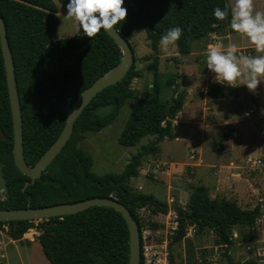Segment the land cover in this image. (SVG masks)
I'll use <instances>...</instances> for the list:
<instances>
[{"label":"trees","instance_id":"16d2710c","mask_svg":"<svg viewBox=\"0 0 264 264\" xmlns=\"http://www.w3.org/2000/svg\"><path fill=\"white\" fill-rule=\"evenodd\" d=\"M231 6L228 0H124L127 9L117 30L131 41L134 31L144 30L151 50L159 52V39L169 28L179 26L181 36L175 42L178 53H192L194 42L207 40L229 26L230 16L223 21L212 15L215 7ZM7 38L14 59L18 94L23 118L24 155L33 166L62 132L67 113L74 101L100 76L122 60V52L102 29L89 38L77 29L68 39L53 41L60 26L58 7L53 0H0ZM134 51V50H133ZM152 73L148 93L138 98L131 82L138 76L135 62L127 76L118 84L100 92L74 124L73 134L57 158L46 168L35 184L24 189L30 179L22 174L13 159V124L8 96L4 59L0 44V167L6 198L2 209H24L75 203L92 198H115L141 223L137 212H167L169 205L152 195L137 192L130 181L139 175V167L151 155L159 153V143L172 140L173 121L186 100L185 91H177L180 74H162L156 62L148 66ZM165 89H174L173 97L163 96ZM211 91V92H210ZM219 89L211 87L210 95ZM137 100L118 139L121 146L136 147L144 138L156 140L131 158L120 174L97 175L93 158L81 147L87 133H98L111 125L125 103ZM113 105L106 117L95 110ZM179 213L180 231L175 241L185 234L187 224L196 225L199 233L213 231L216 243H229L237 227L247 228L253 235L262 216L261 207L244 210L227 199H212L203 186L189 196L185 210ZM8 228L13 241H21L35 227L34 222L0 223ZM38 242L50 264H129L130 235L123 216L112 208L91 207L75 215L51 218L39 224ZM240 264H255L242 262Z\"/></svg>","mask_w":264,"mask_h":264},{"label":"rangeland","instance_id":"374dc122","mask_svg":"<svg viewBox=\"0 0 264 264\" xmlns=\"http://www.w3.org/2000/svg\"><path fill=\"white\" fill-rule=\"evenodd\" d=\"M57 7H58V16L60 18V26L57 28V31L52 37L53 41H58L61 39H68L75 35L78 29V23L71 17H65L66 14V7L65 5L68 3V0H53ZM230 6L233 5L234 0H228ZM260 11L264 13V0H253V12ZM231 29V28H230ZM232 30V29H231ZM233 31V30H232ZM234 32V31H233ZM221 39V38H220ZM224 38L222 37V40ZM225 40V39H224ZM217 41V40H215ZM214 42V38L209 37L207 40H201L193 43L192 46V53L186 56H182L178 53L176 43L174 45L169 46V50L164 52L161 50L159 46V52L155 54L150 47V42L147 40L146 33L144 30H137L134 31V35L130 44L134 50L135 55V68L138 72V76L134 77L131 82V88L133 90H137L138 98L142 97L143 93H148L149 88L151 87L152 82V73L148 70V66L156 62L159 71L164 74H180L183 75L184 78L179 79V88L177 91H185L188 103L186 111H185V120H190L191 123L196 124L199 122L201 114V103L197 102V99L204 98L205 91L207 89V85L214 78V73H211L206 68V51L208 49L207 45ZM230 42L236 46H243V45H253L251 44L246 36L242 34H238L234 36ZM220 50H224V47H220ZM238 49V48H237ZM241 52H246L249 54L247 50L240 49ZM213 77V78H212ZM192 89L191 91H188ZM174 89L168 90L165 89L163 91V96L165 99L170 100L173 97ZM190 94V95H189ZM199 101V100H198ZM137 100H129L125 103V106L121 110V113L116 117L115 121L109 125L108 127L104 128L102 131L98 133H87L83 138L82 142H80L79 147H81L86 153L91 155L93 158V172L97 175H105V174H120L124 171L126 166L131 161V158L136 155L142 146L149 145L153 143L156 138L155 137H146L144 138L136 147L126 148L119 144L118 139L124 129L126 122L128 121L131 113L134 110L135 104ZM196 104L195 106H193ZM210 106V103L207 104ZM242 108L237 109V115L242 117ZM241 114V115H240ZM236 115V117H237ZM255 118V117H254ZM209 117L203 115L202 121L204 123L208 121ZM264 121H252L248 122L246 128L249 129L250 132L253 134L254 140L257 141L258 147L256 152L252 151V146L250 143V138L247 140L245 139V146L241 149L237 147L233 153L235 158H241L244 154H251L254 158L258 157V154H264ZM223 134L227 131H230L231 126L225 125L222 127ZM202 130V129H201ZM205 130V129H204ZM234 130V129H233ZM184 132L185 139L179 140L177 143H170L165 141V143L160 144V147L163 149V155L171 158H181L182 160L188 159L187 151L189 148L197 147L199 144V138L196 133H192L187 129H177V132ZM207 132V130H206ZM208 134V132H207ZM220 141V140H219ZM217 142V140H216ZM255 144V143H254ZM155 156L147 157L148 163L147 165L142 167L147 169L153 162L160 163V158ZM245 160H241L237 165L244 167ZM154 165V164H153ZM247 166V165H246ZM240 171L243 175L242 180L245 178V170L241 168ZM186 178L187 181L193 178V174L189 169L186 170ZM255 175V174H254ZM159 176V175H158ZM264 176V175H263ZM146 178V181L141 180V178L134 179L132 182L135 181L137 186H142L144 191L142 194L152 193L155 196L164 198L165 197V189L159 185H155L152 181ZM161 178V177H160ZM159 178V179H160ZM264 178V177H263ZM154 179V178H153ZM155 180V179H154ZM153 180V181H154ZM155 182L160 183V181L155 180ZM243 186L246 185L245 181L241 182ZM239 184V185H240ZM264 184V179H263ZM263 186V185H262ZM137 191V190H136ZM140 192V191H137ZM264 195V192H263ZM176 199H172L171 202H166L169 206H173L175 208L181 206V203L188 202L187 195L182 198L181 196H175ZM181 197V198H180ZM6 192L4 186V180L1 176V167H0V201L5 200ZM257 200V199H256ZM161 201V200H160ZM264 204V203H263ZM258 203L255 201H250L248 203L245 201L241 207L244 210H251L256 207ZM262 216L258 223L255 225V230L253 235H250V232L247 228L244 227H237L233 230L238 235V238L234 240L233 244L230 249L228 250V260L232 264H240L241 262L247 260H254V255L247 251L248 246L251 243H254L255 240H262L264 239V206L262 208ZM149 214L148 209L145 208V212H139V216H143V219L147 217ZM137 221V220H136ZM39 224L41 222H35V227L31 230L35 232H39ZM7 228V227H6ZM8 229V228H7ZM0 232L7 234L6 229L1 227ZM30 233V232H29ZM24 238V237H23ZM31 238V236L29 237ZM205 238V240H204ZM217 237L212 235L210 231H204L200 233L195 239L186 240L185 243H179L173 248V253L176 255L180 260H184L186 258L193 259L196 253L202 252V249L207 244L210 245V242L215 240ZM3 237L2 242L3 245L6 247L3 248V252L7 255V263L6 264H50L49 261L46 259L43 250L38 243V237H35L34 243H31L29 240H24L21 242H16L14 244H10L8 240L9 237ZM30 242V244H28ZM38 243V244H37ZM185 256V257H184ZM2 260V259H0ZM3 261V260H2Z\"/></svg>","mask_w":264,"mask_h":264},{"label":"crops","instance_id":"0c3cea01","mask_svg":"<svg viewBox=\"0 0 264 264\" xmlns=\"http://www.w3.org/2000/svg\"><path fill=\"white\" fill-rule=\"evenodd\" d=\"M238 34L239 33L233 32L230 29V26H228L224 31L212 34L211 36L214 38V42L208 44L207 47L216 46L219 49H221L220 47L226 48L228 44H232L230 40ZM222 37L225 40H222ZM236 47L238 48L237 50H247L249 55L264 54L257 53L255 51L254 45H243ZM211 87H216L219 89L217 92L218 95H210L209 90ZM191 90L192 89H189L188 91ZM188 102L189 101L187 100L186 96V100L181 112L173 121L172 132L174 138L172 140H162L158 145L160 149L159 153L156 155H151L155 156L154 159L158 156L160 158V163L153 162L152 164L148 165L149 167L147 169L143 168L141 165L138 169L139 175L130 181V186L134 190L143 193L144 188L142 186H137V183L132 181L138 178L146 181L147 179L145 177L143 178V176H146L152 181V183L158 185V187L161 185L165 189L164 193L166 195L164 198L155 196L152 193H148L149 195H152L163 202H171L172 199H176L175 196H181L184 198V196L187 195V197H189L195 187L203 186L206 189L207 196L212 199L224 198L235 202L239 207L245 204V201L250 203V201L255 199L262 211L264 206V168L257 169L256 172H253L247 165L248 159L254 158L251 155L252 153L244 154L241 158H235L233 151L237 147L242 149L246 144L245 139L248 140L249 138V144L252 146L251 152H256L257 148H259L257 141L253 138L252 132H250L246 127L248 122H252L254 120L264 121V83L258 84L257 89L254 92H250L244 85L229 87L226 84L221 85L216 83L213 78L210 84L207 85L204 98L197 99V102H195L196 104L199 102L201 103L202 114L199 122L196 124L191 123L190 120H185L186 107L187 105H190ZM208 103H210V106L207 105ZM239 108H242L241 114L243 118H240V116L236 114L237 109ZM252 110H255V112L249 114V112ZM259 112L262 113L259 114ZM203 115L209 117L208 121L205 123L201 120ZM225 125H230L231 130L229 131L227 129V131L223 134L222 127ZM263 126L264 124L261 126V128ZM178 128L180 130L182 128L187 129L192 133H196L199 138L198 149L197 147H193L192 149L189 148L187 151V161L186 159L182 160L181 158L177 157L171 158L169 156L166 158L163 155L162 147H160V144L165 143V141L177 143L179 140L185 139L186 135H184V132H177ZM191 156L194 158L191 159ZM258 157H264V154H258ZM241 160H245L244 167H241L237 165L238 163H236L240 162ZM145 161L142 163L143 166L148 164L145 163ZM241 168H244L245 170L244 180H242L243 174L240 172L242 171ZM187 169H189L191 174H193V178L189 179L188 181V178L185 176ZM153 178L157 181H160V183L155 182ZM243 181L246 183L244 186L240 184ZM39 235V232L29 230L24 235L23 239L34 243L35 237H38ZM30 236L31 238H29ZM3 237L6 238L5 240H7L8 235L0 232V244L2 250L4 247H6V245H3L2 243L5 242L2 241ZM23 239L21 241H23ZM8 242L10 244H14L18 241H13L10 239ZM30 242L28 244H30ZM0 253L5 255V258L0 257V259L3 260H0V264H6L7 255L3 251Z\"/></svg>","mask_w":264,"mask_h":264},{"label":"water","instance_id":"95a60500","mask_svg":"<svg viewBox=\"0 0 264 264\" xmlns=\"http://www.w3.org/2000/svg\"><path fill=\"white\" fill-rule=\"evenodd\" d=\"M115 31L107 33L115 42L122 52V60L105 74L100 76L90 87L85 89L67 113L65 126L50 148L41 156V158L33 165L26 162L24 155V136H23V118L21 111V103L18 94L14 59L7 38V29L3 18L0 16V44L4 59V67L6 72V81L8 88V96L12 115L13 124V159L17 169L26 175L30 181L25 183L24 189L30 184H35L43 175L46 168L57 158L63 148L70 140L74 124L92 100L103 90L114 86L121 82L129 73L135 62L133 48L121 33L114 26ZM113 105L103 106L95 110V114L100 117L108 116ZM0 137L6 141L3 132L0 131ZM91 207L112 208L120 213L125 219L130 235L129 244V264H140V235L139 224L130 213V211L115 198H92L75 203L58 204L46 206L42 208H32L30 203L24 209H2L0 210V223L15 221L41 222L51 218H62L69 215H75L83 212Z\"/></svg>","mask_w":264,"mask_h":264},{"label":"clouds","instance_id":"9594fccd","mask_svg":"<svg viewBox=\"0 0 264 264\" xmlns=\"http://www.w3.org/2000/svg\"><path fill=\"white\" fill-rule=\"evenodd\" d=\"M124 0H68L65 17L74 18L79 31L91 38L101 29L106 33L115 31L114 26L124 21L127 9ZM213 17L223 21L230 16V28L255 46L257 53H264V13L253 12V0H234L231 9L215 7ZM181 36L179 26L169 28L160 36L159 46L167 52ZM206 68L214 73V81L221 85L236 87L244 85L250 92L264 83V54L245 55L237 51L234 44H228L222 51L209 46L206 51Z\"/></svg>","mask_w":264,"mask_h":264},{"label":"built area","instance_id":"2783aa9c","mask_svg":"<svg viewBox=\"0 0 264 264\" xmlns=\"http://www.w3.org/2000/svg\"><path fill=\"white\" fill-rule=\"evenodd\" d=\"M237 51L249 55L246 52H241V50ZM254 112L255 110H252L249 114ZM261 113L259 112V114ZM193 158L191 156V159ZM247 165L250 170L256 172L257 169L264 168V157L249 158ZM178 207L185 210L187 203H181V206L178 205ZM139 212H145V209L137 212V217L141 223V228L139 227L140 264H232L228 260V250L234 245V240L238 238L236 232H232L230 235L229 243H216V238L210 242V245L204 246L202 252L196 253L193 259L180 260L172 251L174 246L185 243L186 240L195 239L200 234L198 227L187 224L183 237L179 241H175L180 231L179 213L175 207L170 205L167 212L152 213L149 211L145 219H143V216L138 215ZM3 228L7 232L6 226H3ZM210 232L212 235L215 234L213 231ZM1 251L3 250L0 244ZM247 251L251 252L255 259L244 262L264 264V239L255 240L254 243L248 246ZM0 257L5 258V255L0 253Z\"/></svg>","mask_w":264,"mask_h":264}]
</instances>
